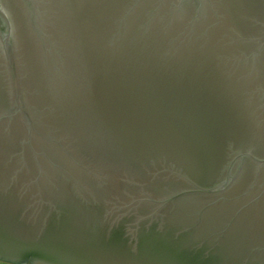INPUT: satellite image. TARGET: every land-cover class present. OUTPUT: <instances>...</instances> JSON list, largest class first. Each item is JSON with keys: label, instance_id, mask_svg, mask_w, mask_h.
Wrapping results in <instances>:
<instances>
[{"label": "water", "instance_id": "1", "mask_svg": "<svg viewBox=\"0 0 264 264\" xmlns=\"http://www.w3.org/2000/svg\"><path fill=\"white\" fill-rule=\"evenodd\" d=\"M0 260L264 264V0H0Z\"/></svg>", "mask_w": 264, "mask_h": 264}, {"label": "trees", "instance_id": "2", "mask_svg": "<svg viewBox=\"0 0 264 264\" xmlns=\"http://www.w3.org/2000/svg\"><path fill=\"white\" fill-rule=\"evenodd\" d=\"M0 263H6V264H15V263H11V262H6V261H2V260H0ZM28 264H30V263H28Z\"/></svg>", "mask_w": 264, "mask_h": 264}, {"label": "rangeland", "instance_id": "3", "mask_svg": "<svg viewBox=\"0 0 264 264\" xmlns=\"http://www.w3.org/2000/svg\"><path fill=\"white\" fill-rule=\"evenodd\" d=\"M0 264H4V263H0ZM6 264V263H5Z\"/></svg>", "mask_w": 264, "mask_h": 264}]
</instances>
